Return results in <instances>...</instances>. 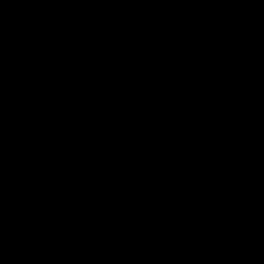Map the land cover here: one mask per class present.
Segmentation results:
<instances>
[{
    "label": "trees",
    "instance_id": "trees-1",
    "mask_svg": "<svg viewBox=\"0 0 264 264\" xmlns=\"http://www.w3.org/2000/svg\"><path fill=\"white\" fill-rule=\"evenodd\" d=\"M54 2L0 0V264L77 213L29 83ZM43 95L91 204L46 264H264V0H69Z\"/></svg>",
    "mask_w": 264,
    "mask_h": 264
},
{
    "label": "water",
    "instance_id": "water-1",
    "mask_svg": "<svg viewBox=\"0 0 264 264\" xmlns=\"http://www.w3.org/2000/svg\"><path fill=\"white\" fill-rule=\"evenodd\" d=\"M69 0H55L42 26L33 53L30 90L33 111L42 136L66 175L75 196L77 213L72 227L57 241L41 251L9 264H46L75 246L81 239L91 215L88 194L75 165L62 147L51 125L43 95V69L49 42Z\"/></svg>",
    "mask_w": 264,
    "mask_h": 264
},
{
    "label": "clouds",
    "instance_id": "clouds-1",
    "mask_svg": "<svg viewBox=\"0 0 264 264\" xmlns=\"http://www.w3.org/2000/svg\"><path fill=\"white\" fill-rule=\"evenodd\" d=\"M76 168V167H75ZM80 176V175H79ZM82 180V179H81ZM70 184V183H69ZM41 251V250H40ZM28 257V256H27ZM57 258V257H56ZM51 261V260H50Z\"/></svg>",
    "mask_w": 264,
    "mask_h": 264
}]
</instances>
